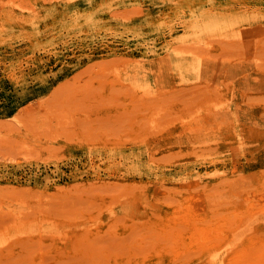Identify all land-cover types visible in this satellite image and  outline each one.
Masks as SVG:
<instances>
[{"label": "rangeland", "instance_id": "1", "mask_svg": "<svg viewBox=\"0 0 264 264\" xmlns=\"http://www.w3.org/2000/svg\"><path fill=\"white\" fill-rule=\"evenodd\" d=\"M182 20L197 23L191 34L193 40L180 41L178 38V33H183L179 23ZM257 27H264V0H0V195H8L0 196V202H3L0 210L6 209L9 213V209H18L22 213L20 210L24 209L23 212L28 213L33 208L43 215L40 216L43 221H31L32 224L23 222L37 216L29 217L31 214L26 213L22 214V219L12 221L13 227L1 224L0 228H8L0 229V247L21 237L16 235L7 242L5 240L11 232L23 227L47 225L71 234L66 239L7 254L8 257L1 258L0 263L5 264L8 258L49 262L55 257L59 262L74 264L85 256L86 260H83L90 261L96 258L94 255L98 256V262L93 259L92 263L105 264L106 257V264L121 262L126 256L116 250L120 240L122 244L118 249L125 244L137 246L141 240L145 245H156L157 242L169 244L170 248V243L177 242L172 227H169L175 217L170 219L171 222L165 221L163 215L166 212L163 211L181 205L184 208L187 203L195 204L200 200L207 214L206 219L199 222L200 227L207 226L203 222H208L212 229H217L227 219L230 222L228 228H233L237 222L231 220L240 216L238 209L232 206L236 193L254 198L260 194L256 176L258 162L264 159L261 156L264 152V123L256 115L264 118V97L232 101L229 100L231 97L227 99L228 92L220 96L216 88H212L214 91L210 88L208 95L200 92L203 86L198 85L197 90L199 83L161 90L147 86L151 88L148 93L138 82L149 80L150 71L155 66L172 61L178 53H200L203 50L206 52H202L203 56L208 55L218 64H239L243 73L253 72L254 78L262 79L264 33L261 35ZM248 28L257 36L246 39L250 47L244 38L251 36L232 35ZM206 42L210 49L202 50L200 46H207ZM242 42L244 44L240 45ZM240 47L244 51H239ZM234 53L237 55L233 56L237 57L233 60L231 55ZM245 53L251 57H244ZM224 56L230 58L222 62ZM254 59L258 60L247 62ZM183 88L188 91L184 89L182 92ZM191 91L196 92L197 97L194 93L189 96ZM181 94H187V99L184 95L179 98ZM209 97L212 101H208ZM188 98L195 103L194 106L189 102L193 109L187 105ZM180 100L186 102L187 108L178 102ZM131 110L138 111L137 115L131 117L135 112ZM162 110L171 111V116L178 115L173 118L166 115L170 119L165 122L167 118ZM210 110H213L212 114L225 112L222 124L216 123L215 118L204 119L211 115ZM153 113L154 119L161 113L165 120L159 118L162 121L159 123L158 119L152 120ZM124 114L131 118L125 121ZM253 117L254 123L243 124L250 132L244 142L230 144L220 141L210 145L198 140L185 153L152 155V151L164 149L166 145L161 141L175 132L195 130L210 134L224 129L223 132L232 133V123ZM58 118L62 123L57 122ZM77 118L83 123L86 120L87 124L79 125L77 121L74 122L75 128L70 123L71 127H66L68 121L73 123ZM102 118L105 121L110 118L108 121L113 125L109 123V129L97 130L100 125L97 122L104 121ZM63 120L67 121L65 128L60 126ZM120 121L124 122L120 123L121 127ZM155 122L157 129L153 128ZM33 124L39 125L40 129L34 128ZM47 126L52 128L50 132L58 140L53 139L49 129L42 132ZM88 127L91 128L87 130ZM70 131L71 136L67 133ZM73 133L75 137H72ZM139 156L145 157L138 164L140 173L137 176L144 174L142 181L137 176L127 178L122 171L124 167H121L127 158ZM252 164L254 183L249 175ZM183 199L195 201L184 204ZM254 208L257 211L264 209V202ZM152 228L154 231L149 233ZM157 233L161 234L163 243ZM109 234L114 241L108 239ZM102 240L103 243L108 240L107 246L101 243ZM109 241L113 249L116 245L115 251H108L112 248ZM33 248L37 251L34 252ZM59 252H63L62 255Z\"/></svg>", "mask_w": 264, "mask_h": 264}, {"label": "bare ground", "instance_id": "2", "mask_svg": "<svg viewBox=\"0 0 264 264\" xmlns=\"http://www.w3.org/2000/svg\"><path fill=\"white\" fill-rule=\"evenodd\" d=\"M18 7H20V5ZM219 17H220V15H219ZM179 23L183 27V29H182L183 33H181V32L178 33L179 34L178 38L180 39V41L193 40V38L191 37V34H192V31L197 28V26H198L197 23L191 22V21H188V20H186V21L182 20ZM192 26H194V27H192ZM204 29L205 28L203 27L202 30H204ZM256 29L261 30V35L264 33V27H257ZM185 33H187V34H185ZM232 35L236 36V37L251 36V37H248V38H244L245 41H247L250 38L252 39L253 35H254V38L257 37L254 34V30H250L249 28H248V30H242V29L238 30L237 32L233 33ZM220 39H222V38H220ZM251 41L252 40H250V42ZM209 42H211V41H209ZM254 42H255V40H254ZM254 42L252 44H254ZM261 42H263V41H261ZM215 43H216V41H215ZM207 44L209 45V43L206 42L205 45H207ZM233 44H235V43H233ZM236 44H238V43H236ZM239 44L241 45V44H244V43L242 42V43H239ZM247 44L250 47V44H249L248 41H247ZM208 45L205 46V47L204 46H202V47L200 46V48L203 50L204 48H207ZM195 47H198V46H195ZM210 47H212V46H210ZM190 48H191V44H190ZM197 49H199V47ZM207 49H210V48L208 47ZM207 49H205V50H207ZM252 49H254V48H252ZM238 50L241 51V52H242V50L244 51L243 47L241 49H238ZM192 51H194V50H192ZM239 51H237V52H239ZM250 51H252V50L250 49ZM195 52H196V50H195ZM197 52L196 53H190V54H188L187 52L186 53H178L177 55H174L173 58H172V61H170V62L167 61L166 64H159V67L155 66L153 68V71L152 70L150 71L152 73V76H151V78L149 80L147 79V80H144V81H140V82H138V84L141 86V88H144L143 90L147 89L145 91L146 92L148 91V93L151 91V88H147V86H150L152 88H158L157 90H161V89H167V88H170V87H177V86H180V85H189V84H192V83H199V84L196 85L197 90H199L198 85H202L203 86V89L202 90L200 89L201 90L200 92L206 93L208 95V94H210L212 88H216V89H218L219 93L216 91V89H215V91L218 94H220V96H223L225 93L228 92L230 96L228 95L227 99H229V97H231V99H229V100H232V101H237V100L240 101V99H245V98H260L261 99V98L264 97V94H254V93H258V92H264V78H262V79H259L258 77L254 78L253 72L243 73L242 72V68L240 66H238L239 64H234V65L233 64L232 65H230V64H218V63L212 61L214 59H212L211 57H207L208 55H206V57L203 56L204 54L202 55V52L206 53V52H204V50L201 51L200 53H197ZM248 52H249V50H248ZM255 52H254L253 58H255V56H256ZM258 52L260 54L262 53L260 51H258ZM263 52H264V49H263ZM207 53H208V51H207ZM220 54L223 55L222 53H220ZM249 54L252 55V53H250V52H249ZM249 54L247 55V53H245L243 56L244 57H245V55L249 56ZM256 54H257V52H256ZM262 54H264V53H262ZM233 55H237V54L234 53V54L231 55V59L234 60L237 56L234 57ZM228 57L226 58V56H224L223 58H221L222 62L226 61L225 58L228 59ZM249 57H251V56H249ZM259 57H261V56H259ZM263 57H264V55H263ZM217 60H218V58H217ZM255 60H258V59H254V60H250V61L248 60L247 62H251V61L255 62ZM218 61L221 62V60H218ZM260 61L262 62V60H260ZM228 62H231V61H228ZM257 64L260 65L261 63L257 61ZM262 69H264V68H262ZM117 71L119 72L120 70H117ZM119 74H118V76H119ZM123 84H126V83H123ZM130 85H132V84H130ZM126 86H127V84H126ZM211 86H213V87H211ZM136 87H139V86L136 84ZM196 87H195V89H196ZM210 88H211V90H210ZM184 89L187 90V88H183V89H181L182 92H183ZM181 90L179 89L178 91L181 92ZM212 91H214V90H212ZM193 93L195 94L196 92H194V91L192 92L191 91L190 95L189 94L188 95L192 96ZM211 94H213V92ZM131 95L133 96L132 92H131ZM181 95H179V98L180 97L183 98L184 94L182 96ZM195 95L197 97V94H195ZM201 95L202 94L200 93V96ZM214 95H215V93H214ZM155 96H157V94L154 95V96H151V97L153 98ZM215 96H217V95H215ZM184 97H185L184 99H187L186 98V97H188L187 94H185ZM196 97L193 95V99H195ZM189 98H188V101H186V102L188 103L187 105H189L188 107L191 109L192 107H190V105L192 104V105L195 106V103H194V101H189V100H193V99H189ZM198 100H201V98L199 99V97H198ZM157 101H159V100H157ZM195 101H196V99H195ZM208 101H212V100H210V97L208 98ZM178 102L179 103L181 102L184 105L186 104V102L182 101V100H180ZM189 102H193L194 104L193 103L189 104ZM170 107H173V106H170ZM185 107H186V105H185ZM185 107L183 109L187 108V107L186 108ZM40 108H43V107H40ZM140 109L138 111H140ZM199 109H200V107H199ZM132 111H135V110H131V112ZM138 111L137 112L135 111L134 113H132L133 116H131L132 114L131 115L127 114V115L131 116V117H134V114L137 115ZM163 111L164 110H162V114H164L165 117H166V115L171 116L170 115L171 111H169L170 113L166 112V111H164L165 113H163ZM195 111L193 113H195ZM199 111H201V109ZM210 111H211L210 112L211 115L209 117H204V119L210 118L212 120V119L215 118L214 121L216 123L222 124V120H223L222 117H225V112L224 113L212 114L213 110H210ZM155 112H157V110H155L154 113ZM160 112H161V110H160ZM221 112H223V111H221ZM143 113H144V111H143ZM154 113L152 114V117H151L152 120L154 119L153 118ZM144 114L146 115L148 113H144ZM159 114H158V116H159L158 118L155 115L156 119H158V121H157L158 123H159V121H161V119H162V121L165 120V118H163L161 113H159ZM176 114L174 116H176ZM195 114L197 115V113H195ZM195 114H193V115H195ZM169 116L166 117L167 120H165V122H167L170 119ZM174 116L172 115L171 118H173ZM124 117H125V114H124ZM131 117H127V118L125 117V119H126L125 121H127V119L128 118L130 119ZM200 117H203V115H201ZM256 117L259 119V121L264 123V118L262 119L260 117V115H256ZM53 118H55V117H53ZM53 118H52V120H53ZM121 118H122V115H121V117L119 119H121ZM159 118H161V119H159ZM109 119H107V121H105L104 118L101 119V120H104L106 123H108L107 126H105L106 123L104 124V121H100V123L97 122L100 125L102 124L101 126L99 125L100 127L99 126L97 127V130L99 128L102 129V127H104L103 129H105V127L109 129V127H108L109 123L111 125H113V123L108 121ZM115 119H113V121ZM156 119H154V121H156ZM30 120H28V121H30ZM36 120H34V122ZM56 120H58L57 122L61 121V123H62V119L58 118ZM79 120L80 119L74 120L73 123L70 120V121H68L67 125L64 124L67 121L63 120V124H60V123L59 124H60V126L63 125V127L65 125H66V127L67 126L69 127V123H70L72 125L74 124L73 127L75 128L76 125H75L74 122L77 123V121H79ZM132 120L133 119H131L130 122H132ZM141 120L144 121L143 119H141ZM152 120H150V121L153 123L154 121H152ZM171 120H173V119H171ZM43 121H44V119H43ZM48 121H50V120H48ZM121 121L119 123L117 122L119 124V126L121 125L120 123H124V122H121ZM135 121H137V119ZM142 121H139V122H141L140 124L143 123ZM145 121H148V120L145 119ZM45 122H46V120L44 121V123ZM157 122H155V125H156ZM245 122L248 123V125H251V123H254V117H253V119H244L240 123H232V129H233L232 133L231 132L225 133V132H223L224 129L212 132L210 134H202L201 132L195 131V130L180 131V133L175 132L169 138L163 139L161 141V143L166 145V146H164V149L154 150V151H152V155H160V156L163 155V156H165L167 154L171 155V152H174V153H177V154L185 153L186 151H188L192 147V144H194L198 140H204V143L210 144V145H214V144H216L217 142H220V141H225V143H230V144H234V143H237V142L238 143L244 142L247 138L250 137V132L246 128H244V126H243V124ZM44 123H41V124L43 125ZM49 123H47L46 125L49 126ZM82 123L83 122L79 121V125L82 124ZM83 124H87L86 120L84 121ZM129 124H131V123H129ZM132 124H136V123L133 122ZM33 125L35 126V124H33ZM52 125H51V127H52ZM144 125H147V123L144 122ZM148 125H149V123H148ZM150 125L151 126H149V127L151 128L152 124H150ZM48 126H47V128L43 127L44 129H42V132L43 131H45V132L49 131V134H51L50 131H51L52 128L48 127ZM157 126L158 125H156L153 128L157 129L158 128ZM36 127L38 129L39 125H36L34 128H36ZM63 127L61 126V128H63ZM70 127H71V125H70ZM90 128L88 127L87 130L90 129ZM146 128H143V129L146 130ZM153 128H152V130H153ZM93 129H95V128H93ZM132 129H133V127H132ZM143 129H142V131H143ZM150 131H151V129H150ZM64 132H66V131H64ZM54 133H57V132H54ZM67 133L68 134L70 133L69 136H71V131L67 132ZM74 133H73L72 137L74 136ZM140 133H141V131H140ZM47 134L48 133H45V136H47ZM51 135H53V134H51ZM58 135H60V134L58 133ZM64 135H65V133H64ZM48 136L50 137V135H48ZM61 136H62V134H61ZM65 136H67V134ZM138 136H139V132H138ZM58 137H60V136H58ZM50 138H48V139H50ZM55 138H56V135H55ZM55 138H54V135H53V139H55ZM16 141H18V140H16ZM19 143H22V142H19ZM57 148H59V147H57ZM45 149H46V147H45ZM51 149H53V148H51ZM54 149H55V147H54ZM262 153H263V155H261V156H264V152H262ZM140 159L144 161L145 157L143 156V158H141L139 156L138 158L137 157L136 158H127L124 161V163L121 164V167H124L123 170L122 169L121 170L123 171V173L126 174L127 178H129V179H133L134 178L135 179V178L138 177L137 173H140L139 172V168H138V164H140ZM178 163H181V162L178 161ZM258 165L259 166H258V170H257L256 181L259 184V188H260L259 189V193L260 194L257 197L254 198L251 195H249V196L246 195L245 197H241L240 195H238V192L236 193L235 200L233 201L232 206H234L235 208L238 209V211H239L238 213H240V216H238L237 218H233L231 220L232 223H234V221L237 222V224L233 228H231V229L228 228L230 222L227 219L222 221L221 224H220V225H223V228L220 227V225H219L217 227V229H212L208 222L207 223L203 222V224H207V226L203 225L202 227H200L198 225L199 222H201L202 220L206 219V216H207L204 208L201 206V200L200 201H195L194 199H191V200H187V199L184 200L183 199L184 204H186L187 201H195V204H191V203L188 204L187 203L185 205V207L183 208L181 203H179L181 205L180 208H176L177 206H175V207L166 208V211L162 210L163 213L166 212L163 215L165 221L171 222L170 219L171 218L173 219L175 217L173 219V222H171L172 225L171 226L169 225V227H172V229H173L172 232L174 234V239H177V242L175 244L171 245V243H170L171 247L169 248V246H167L169 244L163 245V244H158L156 242V245H152L153 243L145 245V244H143V242L141 240V241H139L137 246H132V245H134V244H132L134 242H132V243H130V244H132L131 246H128V245L125 244V245L121 246L118 249V245L122 244L121 240H120L119 241L120 243L118 242L119 244H117V249L116 250H118L117 252L120 251L121 254L126 256V258H125V260H122L121 262L120 261H116V262L115 261H112V262L109 261L110 263H108V264H264V209H261V210L257 211L254 208V206H256L258 203H263L264 202V187H263L264 186V159L262 161H259ZM251 168H253V170H252L251 174H249L250 177H251L250 181H252L254 183V164H252ZM191 170L193 171V168H191ZM189 173H191V172L189 171ZM154 174H156V172H154ZM143 175L144 174H142L141 177L139 176L137 179L139 181H142V179L144 177ZM147 177H148V175H147ZM130 184H132V183H130ZM109 187H111V186L109 185ZM18 188L19 187H15V189H18ZM101 189H102V187H101ZM103 190H105V189H103ZM37 195H39V194H37ZM90 195H92V194H90ZM102 195H103V193H102ZM0 196L1 197H6L8 195L5 196V193H4V196H2V195H0ZM4 200H5V198H4ZM21 201H24V199L21 200ZM183 201H181V202H183ZM0 203L2 205L3 202H0ZM20 204H22V203H20ZM55 204H57L56 206H58V203H55ZM59 204L61 205V202ZM60 205L58 207H60ZM43 208L44 207H42V209ZM61 209H63V207ZM72 209H74V208H72ZM11 210L9 209V213H6V209L0 210V225L3 224V223H6V224H8L7 225L8 227H13L14 224H13L12 221L16 220V219H22L21 216H22V214L24 215V213H26L27 215L31 214V215H29V217H35L33 214H35L37 217L32 218L31 220H28L26 222L24 221L23 224L30 223L31 221L32 222L33 221H43V217H40V216H43V215H39L37 213L36 209H33V208L29 209L28 213L27 212H23L24 209L20 210V211H22V213L19 212L18 209H14V210L11 209ZM53 210H55V208H53ZM166 214H168V215H166ZM30 224H32V223H30ZM7 226H1L2 230H3V228H8ZM181 226H182V228H181ZM149 230H150V231H148L149 233H151L152 230L154 231L153 228L149 229ZM168 232H170V230H168ZM172 232H171V234H172ZM149 233H148V235H150ZM68 234H70V233L69 232L68 233L64 232L63 230H60L58 227H52V226H47V225H45L43 227H30V228H24L23 227V228H21L19 230L11 232L8 235L7 239L5 238V240L7 242L9 238H12V237H14L16 235H20L21 236V237L15 238V240H12L11 242H9L8 245H6L4 247H0V260H1V258H7L8 257L7 254L15 253V252L20 251V250L23 251L22 249L27 250L29 248L34 247L37 244H38L37 246H39V244H42V243H46V242H51L52 243L54 240L66 239V236ZM82 234H83V232H82ZM141 234H143V233L141 232L140 235ZM84 235H87V234L85 233ZM110 235L111 234H109L107 236H110ZM157 235H159L158 237L161 238V236H160L161 234L157 233ZM70 236H71V234L68 235V238ZM151 236H152V234H151ZM87 237H89V236L87 235ZM171 237H172L171 239L173 240V236H171ZM104 238H106V237H104ZM110 238H111V236L108 239L112 240V238L111 239ZM138 238H140V236ZM153 238L155 239L156 237H153ZM114 239H116V238H114ZM147 240L149 241V239H147ZM155 240H154V242H155ZM106 241L108 243V240H106ZM112 241H114V240H112ZM116 241H118V240H116ZM148 241H145V242H148ZM160 241H161V243H163L162 238H161ZM169 241H170V238H169ZM110 242L111 241H109V243ZM135 242H137V240ZM151 242H153V241H151ZM101 243L105 244V245L107 244V243H103V240H102ZM84 244L85 243H83V247H84ZM85 246H88V245H85ZM110 246H111V243H110ZM40 247H42V245ZM50 247H52V246H50ZM111 247H112L111 250H108V251H112V250L115 251L116 245L114 246V249H113V245ZM88 248H89V246H88ZM85 249H87V248H85ZM33 250H34V252L37 251V250L35 251V248H33ZM40 250L41 249H38L39 252H42V250L41 251ZM44 250H46V249H44ZM89 251H90V249H89ZM63 252H65V251H63ZM85 252H87V250H85ZM59 253L62 255L61 252H59ZM87 254H88V252H87ZM117 254L118 253H116V255ZM84 256H85V254H84ZM89 256L90 255L87 256L88 260L90 258ZM94 256H96V258L98 259L97 255H94ZM111 256H113V255H111ZM120 256H122V255H120ZM34 257H36V256H34ZM85 257H83V258L80 257L81 260L74 261V264H103V262L102 263H92L93 259L97 261V259L94 258V257H93L92 260L86 262V261H84V260H86ZM111 258L112 257H110V259ZM33 259L34 258H32V259L30 258V262H27V261H23V260H19V259L18 260H13V259H9L8 258L5 261V264H68V262H66V261L59 262V261L55 260V257H51V261H49V262H45V261L44 262H40L39 260H33ZM48 260L49 259L47 258L46 261H48ZM53 260H55V261H53ZM106 260L108 261L107 257L105 259V264L107 262ZM2 263H4V262L2 261Z\"/></svg>", "mask_w": 264, "mask_h": 264}]
</instances>
